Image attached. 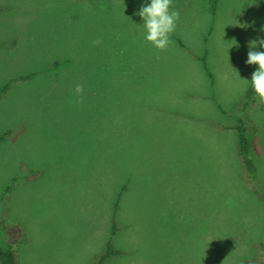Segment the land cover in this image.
Wrapping results in <instances>:
<instances>
[{
  "label": "rangeland",
  "instance_id": "rangeland-1",
  "mask_svg": "<svg viewBox=\"0 0 264 264\" xmlns=\"http://www.w3.org/2000/svg\"><path fill=\"white\" fill-rule=\"evenodd\" d=\"M212 1L172 0L161 51L137 15L150 0H0V242L16 264H91L118 193L122 253L105 264H264V103H245L264 0ZM243 105L255 180L232 129Z\"/></svg>",
  "mask_w": 264,
  "mask_h": 264
},
{
  "label": "clouds",
  "instance_id": "clouds-1",
  "mask_svg": "<svg viewBox=\"0 0 264 264\" xmlns=\"http://www.w3.org/2000/svg\"><path fill=\"white\" fill-rule=\"evenodd\" d=\"M172 0H150L147 6H142L137 13L142 20L146 30L145 39L158 50H166L171 43L170 36L176 29V22L179 20L180 13L171 9ZM99 44L100 40L94 41ZM257 44L264 48V39L250 42L247 53L246 64L258 65V69L252 73L251 87L260 103H264V51L254 50ZM84 91L83 85L77 84L74 92L80 96Z\"/></svg>",
  "mask_w": 264,
  "mask_h": 264
},
{
  "label": "trees",
  "instance_id": "trees-1",
  "mask_svg": "<svg viewBox=\"0 0 264 264\" xmlns=\"http://www.w3.org/2000/svg\"><path fill=\"white\" fill-rule=\"evenodd\" d=\"M217 3V0L212 1V12L214 13L215 5ZM203 62V66L205 68V71L207 72L208 78L211 81L212 80V74L208 70V67L206 65L205 59H201ZM23 78V77H21ZM8 83H4L0 86V98H2L7 90ZM256 95L253 88L251 87V82L248 85L246 92H245V98L247 99L245 103L250 101L252 96ZM244 103V105H245ZM243 105L244 111L237 116V122L232 126V129L234 130L236 134V148L237 153L239 155V158L246 170V173L248 175L249 179L255 180L256 179V167L253 162V159L251 157V148H252V138L246 134V125L245 121L242 117V114L245 112V106ZM13 130L8 129L5 133L0 134V139H3L6 135L12 134ZM116 199L113 202V208L111 213V219H110V229L108 233V237L105 241L104 249L101 252V254L92 261L91 264H105L111 256L118 255L122 252H120L118 249H116L113 246V238L115 234L117 233L119 229V223L117 220V212L119 208V199H120V193L116 194ZM0 264H16L15 262V256L14 251L10 246H3L0 242Z\"/></svg>",
  "mask_w": 264,
  "mask_h": 264
}]
</instances>
